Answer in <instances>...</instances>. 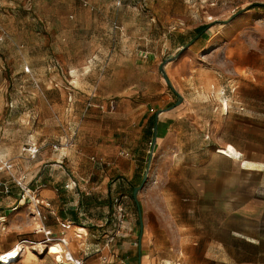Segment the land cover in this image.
I'll list each match as a JSON object with an SVG mask.
<instances>
[{
    "label": "rangeland",
    "instance_id": "rangeland-1",
    "mask_svg": "<svg viewBox=\"0 0 264 264\" xmlns=\"http://www.w3.org/2000/svg\"><path fill=\"white\" fill-rule=\"evenodd\" d=\"M252 4L264 0H0V158L15 165L14 178L33 170L34 164L20 149L21 139L28 140L33 130L22 114L28 109L8 106L18 101L55 102V96L44 92L51 86L53 67L60 72L58 78L69 79L63 82L71 87L76 86L67 75L72 70L73 79L87 72L98 84L104 75L115 72L112 87L121 78L137 79L129 70L131 64L127 69L109 67V72L95 68L93 73V62L80 58L77 41L69 49L50 27L82 23L88 40L97 38L108 59L116 58L113 66L120 64L118 59L136 60L135 65L149 67L150 78L164 90L143 96L149 102L142 100L143 111L135 115L134 123L126 122L125 131L120 122H109L120 129L111 141L132 155V175L121 177L113 157L62 161L56 174L69 183L56 194L64 199V208H73L82 196L84 208L111 212L112 198L126 196L123 227L112 232L115 236L119 231L112 242L117 258L134 264L138 259L140 264H183L191 255L198 257V250L187 252L193 245L224 244L230 247L232 259L241 255V238L234 233L253 228L255 203L250 187L259 179V174L241 170V154L243 159L264 163V134L245 117L246 107L264 103V90L257 88L264 86V9H251ZM174 56L163 66L171 90L158 66ZM152 125H156V139L146 182L136 196L139 237L131 186H139L145 173ZM37 132L43 136L40 129ZM61 141L54 143L57 156L67 154L60 149ZM49 148L45 145L42 152ZM97 159L108 165L97 167ZM117 178H123L125 188L116 189ZM0 183L9 189L3 194L0 187V217H5L4 226L0 224V249L25 241L21 257L25 263L32 260L26 264H53L51 257L31 248L41 237L31 233L27 199L18 205L21 192L8 174L0 173ZM97 199L101 206L94 205ZM15 204L17 209H11ZM65 212L69 216L74 211ZM110 223L114 219L104 226ZM56 249L52 247L50 253Z\"/></svg>",
    "mask_w": 264,
    "mask_h": 264
},
{
    "label": "crops",
    "instance_id": "crops-1",
    "mask_svg": "<svg viewBox=\"0 0 264 264\" xmlns=\"http://www.w3.org/2000/svg\"><path fill=\"white\" fill-rule=\"evenodd\" d=\"M50 27L54 30L55 36L60 40L62 39L60 42L66 47L69 46V49L73 42L77 41V44L81 47L80 58L83 60L90 58L89 62H93V65L90 66L93 69L92 71L98 68L100 72L103 67L107 68L108 72L111 69L109 67L127 69L131 64L132 66L129 67V70L133 72V77L137 79L130 81V77L121 78L118 80V86L112 87L110 80H114L117 77L115 72L104 75L101 83L98 84L96 79L93 81L92 78L94 76L92 74L87 76V72H85L73 79L70 71L67 74L68 78L73 83L72 85H76L71 87L63 82L67 83L69 79L63 76L62 80L58 78L60 72L53 67L50 70L52 75L48 80L52 88L48 86L44 89V92L48 96H55V102L46 100L36 104L34 102L18 101L14 103L15 106L9 104V109H28L27 113L25 111L22 114L26 115L25 119L29 123L30 130H33L28 136V140L23 137L20 144L22 147L34 143L39 147V151L33 159L29 160V162L31 161L34 164V167L28 174L30 176L26 174L24 178L29 187L38 188L39 199L49 204V207L40 208V218L35 217L32 219V216L28 213L32 235L41 237L37 242H30L34 245L31 248L35 253L51 257L53 264H56L55 256L48 252L46 253L37 244L43 239L41 230L44 229L50 231L53 237H62L66 242L65 248L75 258L80 259L82 264H134V261L129 262L125 258H117L118 251L112 242L114 237L119 234V231H116L115 236H112V232L123 227L121 226L125 218L123 199L126 196L112 198L111 212L107 210L104 213H95L87 207L84 208L82 196H80L79 202L73 208H64L66 205L64 204L65 201L60 199L56 192L60 188L66 189L65 186H67L69 180L60 179L57 172L60 169L62 170V161H69L67 157H71L74 162L76 160L83 161L87 157L91 159L113 157L114 168L117 169L121 177L132 175L135 169L132 155L127 149H120V147L115 145L116 142L111 141L115 136L119 135L118 131L120 129L111 127L109 122H120L121 130L125 131L126 122L134 123L135 115L143 111V101L149 102V98L144 99L143 96L161 94L164 89L160 85L154 84L155 82L150 78L148 72L149 67L144 64L135 65L136 60L133 62V60L129 59H118L121 61L120 64L113 66L116 58L110 57L108 59V52L103 50L100 43L96 40L97 38L89 37L88 40V34L82 23L72 21L67 25L64 23H61L60 26L52 24ZM239 67H241L240 64ZM108 75L110 77L106 78ZM140 79L141 82H139ZM257 88L264 90L263 85H259ZM115 97H118L119 100H112ZM103 99H107V102L103 103ZM109 101L115 103L113 111H108L106 108ZM101 106H103V109H100ZM246 112L245 117L252 123V126L254 128L257 127V130L264 134V103H261L260 107H246ZM20 120L22 119L20 118ZM39 129L42 131L43 136H38L37 131ZM51 129L53 133L49 134L48 131ZM58 139L62 140L60 143L62 146L61 150L66 151V155L64 152H60L59 156H57L54 153L55 150L50 148L42 152L45 145H53ZM64 141L67 143L64 144ZM1 160L9 159H3V156H1ZM97 160L98 162H95L97 167L102 168V165H108L101 159ZM11 165L13 170L15 165L12 163ZM250 166H254V168H250ZM241 170L259 174L258 181L254 182L252 188L250 187L255 203L253 228L241 229V234L234 233V235L241 238V255H233L232 259L230 247L224 244L193 245L189 247L190 250H187V252L193 253L194 250H198V257L191 255L183 261V264H264V163L243 159L241 154ZM86 180L88 181V179ZM58 181L60 184H58ZM125 181H127L126 178ZM113 185H116V189H123L126 186L123 178H117ZM85 194L87 195V193ZM115 199L120 202L122 215L119 214L113 204ZM84 201L87 202L86 199ZM97 201L99 202L98 199ZM94 205L101 206V203H95ZM14 206L11 209H17L16 204ZM68 209L71 212L74 211L73 215H66L65 211ZM93 209L95 211L97 208ZM112 219H114L115 223L104 226L108 221L111 222ZM4 223L5 217L1 216V226H4ZM63 223H68L67 228H61L60 224ZM110 227L115 228L110 231L108 230ZM24 242L16 243L7 249H0V255L11 252L14 248L16 249V246L23 249L21 246ZM21 253L20 251L12 264L32 262L31 260L25 263ZM135 264H140L139 259ZM143 264L148 263L143 262ZM175 264L181 263L177 262Z\"/></svg>",
    "mask_w": 264,
    "mask_h": 264
},
{
    "label": "built area",
    "instance_id": "built-area-1",
    "mask_svg": "<svg viewBox=\"0 0 264 264\" xmlns=\"http://www.w3.org/2000/svg\"><path fill=\"white\" fill-rule=\"evenodd\" d=\"M25 73H28V69H24ZM105 108V107H104ZM108 111H113L115 109V103L113 101H109L106 106ZM100 109H103V106L100 107ZM61 146V145H59ZM62 147V146H61ZM57 146L55 144L51 145L52 150H56ZM61 149V148H60ZM39 151V147L34 144H27L23 146L21 149V153L25 154L29 159H33L37 152ZM12 165L9 160H1L0 161V173L8 174L14 185L17 187V189L21 192V199L18 200V205H23L25 198L27 199V210L29 214L32 216V219L35 217L40 218V208L41 207H49V204L46 202H42L39 199L38 196V188H32L30 189L27 182H25L24 177H18L14 178L11 174ZM1 192L3 194L9 193V189L7 184L0 183ZM22 202V204H20ZM114 206L117 208L120 215H122V209L120 208V202L118 199H115L113 202ZM62 229L67 228L68 223L60 224ZM40 231V230H39ZM41 234L43 236V239L40 243H37L42 247V250H45L46 253L50 252L52 247H57L58 250L55 254V261L56 264H82V261L80 259L75 258L66 248V242L62 237H53L51 236L50 231L48 230H41ZM15 249V248H14ZM20 248L15 250L14 256H9V253H5L0 255V264H12L16 258L18 257L20 252Z\"/></svg>",
    "mask_w": 264,
    "mask_h": 264
},
{
    "label": "water",
    "instance_id": "water-1",
    "mask_svg": "<svg viewBox=\"0 0 264 264\" xmlns=\"http://www.w3.org/2000/svg\"><path fill=\"white\" fill-rule=\"evenodd\" d=\"M241 12H243V10L239 11L237 14H235L232 18L236 17L238 14H240ZM232 18L229 20L231 21ZM229 21H226V22H223L224 24L228 23ZM181 52V50H180ZM177 56H174V57H171V58H168L166 60H164L159 66H158V71L160 72L162 78H163V81L165 82V84L171 89V86L169 84V81L164 73V70H163V66L165 65V63L167 62H171L173 61L174 59H176ZM180 100L177 101V103L179 102ZM155 121H156V116H155ZM155 139H156V125L153 127V137L151 139V142L149 143L150 145V151H149V154H148V158H147V167H146V170H145V173L143 174L142 178H141V181H140V184L139 186L137 187H134L132 189V192H131V197L136 205V208H137V214H138V217H139V237L141 235V231H142V226H141V222H140V209H139V204H138V201H137V193L139 190H141L146 182V172H147V169L149 167V163H150V160H151V155H152V151H153V147H154V143H155Z\"/></svg>",
    "mask_w": 264,
    "mask_h": 264
},
{
    "label": "trees",
    "instance_id": "trees-1",
    "mask_svg": "<svg viewBox=\"0 0 264 264\" xmlns=\"http://www.w3.org/2000/svg\"><path fill=\"white\" fill-rule=\"evenodd\" d=\"M251 9H253V8H259V9H264V4H252V5H250L249 6ZM152 120H153V118H152ZM153 125H154V122L152 123ZM152 125V128L154 127ZM134 188V186H132L131 187V190Z\"/></svg>",
    "mask_w": 264,
    "mask_h": 264
},
{
    "label": "bare ground",
    "instance_id": "bare-ground-1",
    "mask_svg": "<svg viewBox=\"0 0 264 264\" xmlns=\"http://www.w3.org/2000/svg\"><path fill=\"white\" fill-rule=\"evenodd\" d=\"M85 70L88 71V66L85 67ZM71 74H72V75H75L74 70L71 71ZM223 104H224V106H227V103H226V102H224ZM222 107H223V106H222ZM53 248L56 249V247H53ZM57 250H58V248L55 250V253L57 252ZM49 253H50V252H49ZM50 254H53V252L50 253ZM12 256H13V255H12Z\"/></svg>",
    "mask_w": 264,
    "mask_h": 264
}]
</instances>
